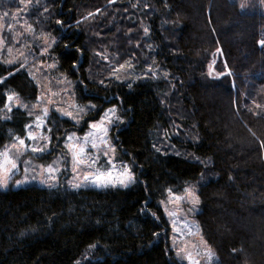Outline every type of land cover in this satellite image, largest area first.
Here are the masks:
<instances>
[{"label":"trees","instance_id":"obj_1","mask_svg":"<svg viewBox=\"0 0 264 264\" xmlns=\"http://www.w3.org/2000/svg\"><path fill=\"white\" fill-rule=\"evenodd\" d=\"M46 6L39 27L56 41L49 54L58 73L72 83L77 105L119 110L123 123L110 134L136 182L0 189V264H186L170 247L159 201L188 185L215 264H264V0ZM120 64H131L137 79H115ZM0 79V111L8 92L35 102L38 87L25 69L0 61ZM50 115L57 142L72 123ZM6 116L0 150L23 138L33 117L18 107Z\"/></svg>","mask_w":264,"mask_h":264},{"label":"rangeland","instance_id":"obj_2","mask_svg":"<svg viewBox=\"0 0 264 264\" xmlns=\"http://www.w3.org/2000/svg\"><path fill=\"white\" fill-rule=\"evenodd\" d=\"M247 2L248 0H243V3L247 4ZM46 3L47 0H0V61L4 62L8 66H16L18 69L21 68V64H23L24 67L21 69H25L28 71V73H31L32 76L35 77L34 81L36 85H39L37 86V97L44 95L45 99L43 102H38L36 97L35 102L28 104L24 102L15 92H8L7 94H15L19 97V103L27 105V108H21L19 107V103L16 101L11 102L12 108H21L28 114L29 112H32L33 117L30 123H33L35 116L41 115L42 109L47 106L50 108V114L56 113L60 118L67 119L72 123V129L64 133L65 137L74 133L77 137L83 138L85 134L90 131L88 127L89 123L99 121L107 109L115 106H107L101 109L98 114H96V109L92 108L87 112V115L84 116L79 124L74 123L73 120L60 115L54 110L55 108H63L66 111L73 110L70 108V105L73 103L76 104V102L73 86L70 80L62 74H59L56 67H48L49 65L55 64L49 53L41 55V50L47 47V43L54 39L48 34L46 30H41L42 28L39 27L41 23L40 20H42V18L47 19V17L44 16L48 11ZM3 8H5L6 11ZM29 26L31 30H29ZM45 38H47V41ZM9 61H12V63H8ZM127 65L128 64H125V68L120 70L119 73L115 74L119 75L120 80L137 79L138 73L132 67L128 68ZM65 89L68 90L66 94L64 93ZM51 93H61V95L53 97ZM48 99H54L57 101V103L55 105H49ZM7 112L8 111L6 108L1 110L0 116H6ZM117 115L121 120L122 118L120 117L118 109ZM50 118L51 117H49V119ZM49 129H51L50 133L48 131ZM27 131L28 130L26 129L25 136L23 137L26 140L27 145L43 146V141L37 144V142L27 140ZM32 131L34 133H38L40 130L33 128ZM43 134L46 136H51L49 147L45 151L40 153H32L30 149L27 151L21 150V153L17 155L16 149L12 150V158L16 160L18 167L10 174L11 178L9 180L8 186L0 187L1 190H5L7 188L16 189L28 184H35L49 188H62L67 190L79 189L70 187V181L72 183H81L82 186L80 188H114L111 185L103 187L97 186L92 182H83L84 172L89 171L87 168H82L79 179H76L72 172L73 165L71 155L65 148V139L61 138L63 131L58 132V141L55 142L57 139L53 137L52 127L47 122L43 129ZM109 139L112 146L115 148L111 138L110 129ZM13 140L14 141L6 144L2 150L6 146L11 147L13 144H16L17 148H19L18 141L15 139ZM56 143H58V145ZM86 148L90 154H96L91 149L90 145L86 146ZM115 157V163L117 166L121 164L129 165L127 161H123L122 159L120 160L119 156L116 154V151ZM25 161H28L29 163L25 164ZM49 164H52L54 167H59L61 171L56 173L55 181L43 183V180H47V175L42 173L40 166L43 165L44 167H47ZM101 164L105 169L107 168V164L103 156H101ZM26 168L27 172L25 171ZM18 181L21 183H17ZM133 184H130L128 187L132 186ZM115 187L127 188L121 187L119 184H117ZM186 188L194 189L192 185H188ZM172 196H178L181 197V199L178 201L173 200L171 203H169V194L165 199L159 201V205L163 211L165 207H167L169 211H174L177 213L175 217L171 218L165 214L170 224V247L175 254V258L179 261L182 260L186 264H189L187 261V256L189 253H191L194 259L199 260V264H215L216 257L212 250L211 252L213 255L211 258L203 254L206 249L209 248V246L202 238L199 226L195 220V214L199 210V204L196 205L195 211H190V209H192L191 203L188 200L183 199V197L186 196L185 192L180 195ZM162 201L164 203H161ZM174 222L176 228L175 232L173 231ZM185 225H187V227ZM198 253L199 255H197Z\"/></svg>","mask_w":264,"mask_h":264},{"label":"snow or ice","instance_id":"obj_3","mask_svg":"<svg viewBox=\"0 0 264 264\" xmlns=\"http://www.w3.org/2000/svg\"><path fill=\"white\" fill-rule=\"evenodd\" d=\"M56 23L58 25H62L64 22L61 20H57ZM77 23H80V21H77ZM29 30H31L30 26H29ZM148 31H149L148 28H144V32L146 35L148 34ZM45 39L47 41V38ZM55 43L56 41L54 39L51 42L47 43V47L41 50V55L49 53V51L53 48ZM259 43L261 45H264V41H260ZM65 47L66 48L70 47V45L66 44ZM77 51H80V49H77ZM8 63H12V61H9ZM127 66L128 68L132 67L131 64H128ZM23 67L24 65L21 64V68ZM48 67L55 68L56 65L52 64L49 65ZM73 67L74 68L76 67V61H73ZM124 68L125 65L120 64L119 67L115 69V73H119V71ZM9 75H14V73H10ZM29 75L32 77V79H35V77L32 76L31 73H29ZM155 75L156 74L153 73L154 77ZM164 75L167 76L168 74L165 73ZM4 79L6 80L7 78ZM115 79L119 80V75H115ZM3 82L4 80H0V83ZM99 83L101 85H104L105 87H108V85L104 84L103 80H101ZM131 86L132 85L129 84V87ZM67 91L68 90L65 89L64 93L66 94ZM51 95L55 97L61 95V93H51ZM44 99H45L44 95L37 97L38 102H43ZM13 101L19 103V97L16 96L15 94H6L5 108L8 112H11L13 110L11 106V102ZM56 103L57 101H55L54 99H48L49 105H55ZM19 107L27 108V105L23 103H19ZM95 107H96L95 105H88L82 107L73 103L70 105V108L73 110L66 111L63 108H55L54 110L58 112L60 115L73 120L74 123L79 124L80 121L84 118V116L87 115L86 109H91ZM31 116H32V112H29V117ZM49 117H50V108L46 106L42 109L41 115L35 116L33 123L25 125V128L28 130L27 140L37 142V144L43 141L44 142L43 146L27 145L26 140L24 138L15 137L14 139L18 141L19 148H17L16 144H13L11 147L6 146L3 150H0V187L8 186L9 180L11 178L10 174L18 167L16 160L13 159L11 155L13 149H16L17 155H19L21 153V150L27 151L30 149L32 153H40L45 151L49 147L51 136L50 135L46 136L43 134V129L46 123L48 122ZM9 118L10 117L8 116L3 117V119H9ZM117 122L123 123V121H121L119 116L117 115V108L112 107L105 111V113L101 116L99 121L89 123L88 127L90 131L87 132L83 138L77 137L74 133L64 137L65 148L67 149V152L71 155V160L73 165L72 172L76 179H79L81 169L87 168L89 169V171L84 172L83 182H92L97 186H103V187H107L108 185L115 187L117 184H119L121 187H128L130 184L136 182V177L134 175L132 167H130L128 164H121L117 166L115 163L116 149L112 146L111 141L109 139V129L110 127L114 126ZM33 128H36L40 131L38 133H34L32 131ZM48 131L50 133L51 129H49ZM88 145H90L91 149L96 153L95 155H92L87 151L86 146ZM157 151H159V149H157ZM101 156H103L104 160L106 161L107 164L106 169L101 164ZM24 163L28 164L29 162L25 161ZM40 167L42 173L47 175V180H43L42 181L43 183H48L49 181H55L56 173L61 171L59 167H54L52 164H49L47 167H44L43 165H41ZM25 171L27 172V168L25 169ZM17 183H21V182L18 181ZM69 184L70 187L72 188H80L82 186L81 183H72L71 181L69 182ZM171 192L172 190H169L170 193L169 203H171L173 200L178 201L181 199V197L178 196L173 197L171 195ZM184 192L186 193V196L183 197V199H186L191 203L192 209H190V211H195L196 205L199 204V197L196 195L195 189L185 188ZM161 203L164 202L162 201ZM164 211L165 214L170 218L175 217L177 215L176 212L169 211L167 207H165ZM185 226L187 227V225ZM173 231L174 232L176 231L175 222L173 223ZM90 247H95V245H90ZM203 254L209 258H211V256L213 255L210 248L206 249V251ZM197 255H199V253ZM187 261L189 262V264H199V260L194 259L191 253L188 254ZM77 264H79V262H77Z\"/></svg>","mask_w":264,"mask_h":264}]
</instances>
